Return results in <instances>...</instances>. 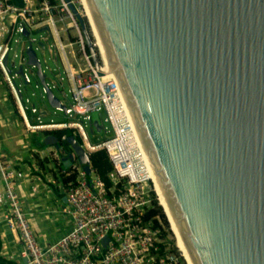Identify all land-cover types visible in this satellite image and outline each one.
<instances>
[{"label": "water", "instance_id": "obj_1", "mask_svg": "<svg viewBox=\"0 0 264 264\" xmlns=\"http://www.w3.org/2000/svg\"><path fill=\"white\" fill-rule=\"evenodd\" d=\"M65 1L98 70L88 25L99 36L191 263L264 264V0H87L94 24ZM67 143L65 167L77 158L90 174Z\"/></svg>", "mask_w": 264, "mask_h": 264}, {"label": "built area", "instance_id": "obj_2", "mask_svg": "<svg viewBox=\"0 0 264 264\" xmlns=\"http://www.w3.org/2000/svg\"><path fill=\"white\" fill-rule=\"evenodd\" d=\"M19 1L22 6L14 0H0V71L15 97L27 131L74 130L81 137V146L90 158L88 174L85 165L77 158L69 168L64 166L62 161L69 156V151L60 142L58 151L62 157L58 151L49 155L43 153V158L51 156L57 161L52 182L66 194L64 214L72 220V229L67 234L44 247L33 229L19 192V182L26 175L0 154V205L4 209L7 226L22 245L24 264H183L182 253L175 252L168 234L163 235L167 230L160 217L147 218L153 208L154 195L159 201L151 165L126 110L120 85L114 74L109 73L91 28L89 33L101 62L100 70L92 61L81 25L68 2ZM70 2L86 18L82 0ZM31 32L48 34L32 39L37 47L35 49L32 43L30 46L36 52L38 49L44 52L50 39L54 43L50 46L54 51L50 49L49 52L56 57L57 69L54 71L58 72L59 84L53 82L51 87L42 67L45 75L43 92L47 96L49 90L59 89L67 97L64 82L68 84L72 103L66 105L60 101L62 107L56 109L65 113L66 122H45L44 111L35 105L28 106L30 99L24 100L23 91L16 87L14 77L10 75L8 65L15 66L18 59L20 72L17 75L22 77L25 90L32 85L31 76L41 82L37 67L29 65L26 53L30 46L23 45L18 53L20 40L15 39L16 35L25 36ZM12 52L13 59L10 60ZM38 60L41 63L39 57ZM102 112L106 118L103 123L98 122L106 134L112 132L113 136L94 144L86 130L87 122H93L92 114ZM105 123L109 124L111 131ZM67 139L63 137L62 141ZM99 150H105L112 163L113 169L108 173L111 186H107L91 164V156ZM155 221H158V227H155ZM107 237L110 240L105 245Z\"/></svg>", "mask_w": 264, "mask_h": 264}, {"label": "crops", "instance_id": "obj_3", "mask_svg": "<svg viewBox=\"0 0 264 264\" xmlns=\"http://www.w3.org/2000/svg\"><path fill=\"white\" fill-rule=\"evenodd\" d=\"M3 94L4 92L0 90V121L2 120L0 122V146L7 157L5 158L26 173L25 179L19 182V192L33 229L41 245L46 247L58 241L72 229L70 216L64 214V209L67 207L66 194L57 184L52 182L56 175L55 167L54 173L51 164L47 165V169L44 168V170L41 167L42 164L36 160V158L45 160L47 158L43 159V153L49 155L60 150V148L42 144L41 140H37V143L42 146L39 149L32 144L33 142L29 140V137L26 140L23 139L26 132L29 133L28 135L32 132L27 131L15 97L11 94L14 103L13 101L5 102ZM13 114L15 119L12 117ZM44 114L47 115L46 112ZM28 117L33 122V117L30 115ZM41 133L46 134V137L50 136V133ZM67 150L70 154V150ZM57 154L62 157L59 151ZM62 162L64 164V161ZM35 188L36 192H34ZM53 214L58 216L56 222L51 221ZM57 222L58 225H55ZM54 226H59L56 232ZM51 234L55 235L52 236ZM22 251V245L4 220V209L0 205V264H24Z\"/></svg>", "mask_w": 264, "mask_h": 264}, {"label": "rangeland", "instance_id": "obj_4", "mask_svg": "<svg viewBox=\"0 0 264 264\" xmlns=\"http://www.w3.org/2000/svg\"><path fill=\"white\" fill-rule=\"evenodd\" d=\"M94 35H95V33H94ZM46 36H48V34L46 32H36V33L35 32H31L30 34H27L25 36L16 35L15 39H19L20 40V44H18V53H20V49H21V47L23 45L26 46V47L30 46L31 43H32V39L33 38L40 39L41 37L43 38V37H46ZM46 44H47L46 50L43 52L42 50L38 49L37 50V55H38L39 59L41 60L43 69L45 70V74H46V77H47V83H49L50 86L52 87L53 86V82L59 84L58 79L56 78V74H58V72L54 71L55 69H57V66L54 63V60L56 59V57H55L54 53L51 54L49 52V50L51 49L50 46L54 44L53 41L50 39ZM32 45L36 49L37 46L35 44H33V43H32ZM16 46L17 45L14 44V48H16ZM51 50L54 51L53 48ZM12 59H13V52L10 55V60H12ZM14 64H15V66H12L11 64L8 65L9 70L11 71L10 75L14 77V83H15L16 87H18L19 89H21L23 91L22 93H23V96H24V100L25 99H30L31 104H28V106L35 105L39 110L46 112L47 115H45L43 117V120L45 122L54 121L56 123H62V122L68 121V118L66 117L64 112L52 108V106L49 104V102L47 100V96L43 92V84L35 76H31L32 85L31 86H27L26 87L27 90H25V88H24L25 86H22L23 85L22 77L17 75L20 72L19 60L17 59ZM26 68L27 67L24 66V69H26ZM29 74H30V72H29ZM0 90H1V92H4L3 100L5 102L13 101V103H14V100H13L12 95H11L12 93L10 92V89L8 88V86L6 84V82L4 80V77L1 74V71H0ZM64 91H65L64 93L67 95V97L62 92H60L59 89H53L54 95L61 102H63L66 105H70L72 103V100H71V96L69 94V87H68V84L66 82H64ZM12 117H13V119H15L14 118L15 117L14 114L12 115ZM105 118H106V114L104 112H102V113H94V114H92L93 122H87L86 130H87V133H88V136H89L91 142L94 143V144L101 143V142L105 141L107 138H111L113 136L112 132L106 134V131H104V130L101 131V132H98L96 128L93 129V123L95 121H100L101 123H103V120ZM105 126H107L108 130L111 131V128H110L109 124L105 123ZM92 129L94 131V134L92 133ZM28 134L29 133L26 132L25 136H24L25 138H23V139L26 140V138L29 137V140H31L33 142L32 144H34V146H36L37 148L41 149L42 146L37 143V140H41L42 144H44V140L46 138V136H45L46 134H43L41 132L31 133L30 135H28ZM44 147H46V146H44ZM0 154L3 155L4 157H6L5 154L2 151L1 146H0ZM36 160H37V162H40L42 164L41 167L43 169L44 168L47 169L46 166L51 164L53 166V171L52 172L54 173V167L56 169V163L57 162H55L53 157L47 158L45 160H42V159L40 160V159L36 158ZM162 212H163V214L166 217L167 223L169 224L168 228H167V224L162 219V217H160V216L159 217H160V220L162 221L163 225L165 226V228L167 230V234L169 236V240H171L173 246H175V252L181 254L182 252L177 247V244H176V242H177L176 241V237H175L174 233L172 232L171 223H170L167 215L165 214L163 208H162ZM51 216H53L51 218V221H55L56 222V218H58L57 214H53ZM55 225H58V222L55 223ZM58 227L59 226H54L55 232L58 229ZM51 235L54 236L55 234H51ZM181 256H183V255L181 254ZM183 264H187L185 259H184V257H183Z\"/></svg>", "mask_w": 264, "mask_h": 264}, {"label": "trees", "instance_id": "obj_5", "mask_svg": "<svg viewBox=\"0 0 264 264\" xmlns=\"http://www.w3.org/2000/svg\"><path fill=\"white\" fill-rule=\"evenodd\" d=\"M88 29L90 30L89 26H88ZM50 135L55 136L58 139V142L62 143V145H64L66 149H69L70 152H71V146L67 143V141H62L63 137L68 138L70 136H74L77 142L80 145H82L81 137L74 130L52 131L50 132ZM91 164L97 170L100 177L106 182L107 186H111V182L108 179V173L112 171L113 166H112V163L110 162L107 152L105 150H99L95 152L91 156ZM159 216L162 217V219L167 224V228H168L169 224L167 223L166 217L162 212V206H160L157 196L154 195L153 208L148 214L147 218L150 219V218L159 217ZM158 226H159L158 221H155V227H158ZM163 235L166 236L167 233L165 232Z\"/></svg>", "mask_w": 264, "mask_h": 264}, {"label": "bare ground", "instance_id": "obj_6", "mask_svg": "<svg viewBox=\"0 0 264 264\" xmlns=\"http://www.w3.org/2000/svg\"><path fill=\"white\" fill-rule=\"evenodd\" d=\"M82 2H83V4H84V7H85V12H87V15L90 17L91 16V13H90V11H89V9H88V4H87V0H82ZM91 21H92V23L94 24V21H93V17L91 16ZM94 27V26H93ZM95 32H96V30H95ZM94 32V33H95ZM95 37L97 38V41H98V47H99V49H100V39H99V36H98V34H97V32L95 33ZM99 39V40H98ZM102 54V53H101ZM102 56H103V58H104V60H105V56L102 54ZM105 62H106V60H105ZM147 157V156H146ZM147 160H148V158H147ZM149 161V160H148ZM149 164L151 165V162L149 161ZM151 171H152V174H153V179H154V183H155V189H156V193H157V195H158V198H159V201H160V205L162 206V208H163V210H164V212H165V214L167 215V217H168V219H169V221H170V223H171V226H172V230H173V232H174V234H175V237H176V241H177V246H178V248L181 250V252H182V255H183V257H184V259H185V261H186V263L187 264H192L191 263V261H190V259H189V257H188V254H187V250H186V246L182 243V240H181V238H180V236H179V234H178V232H177V230H176V227H175V224H174V222H173V220H172V218H171V216H170V214H169V212H168V204H167V202H166V200H165V198H164V196H163V194H162V191H161V188H160V185L157 183V181H156V177H155V173H154V171L151 169Z\"/></svg>", "mask_w": 264, "mask_h": 264}]
</instances>
